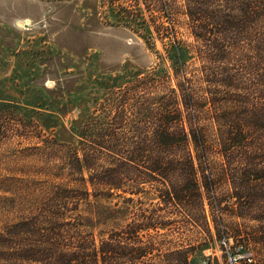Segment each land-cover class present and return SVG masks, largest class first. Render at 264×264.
<instances>
[{
    "label": "rangeland",
    "instance_id": "1",
    "mask_svg": "<svg viewBox=\"0 0 264 264\" xmlns=\"http://www.w3.org/2000/svg\"><path fill=\"white\" fill-rule=\"evenodd\" d=\"M191 32L182 0H0V231L39 220L42 207L51 208L67 190L117 188L121 198L132 200L104 201L115 222L93 234L82 232L96 246L98 230L114 236V245L122 233L129 250H115L106 263L181 264L187 257L189 264H264L256 247L246 250L228 234L230 226L251 231L255 224L237 218L231 205L233 173L224 171L218 131L229 113L230 123L239 121L240 112L259 109L264 115L256 34L240 39L235 51L227 48L222 69H230L207 90ZM176 42L190 58L183 72L173 73L167 50ZM208 66L210 73L217 67L211 61ZM224 77L230 87L216 83ZM187 97L194 106H184ZM167 100L169 122L181 118L188 135L201 137L202 150L188 147L200 198L188 186L184 206L161 203L158 191L173 186L150 179L144 158L122 166L96 153L91 170L67 167L83 158V146L100 141L94 123L106 133L105 141H141L147 133L150 140L165 121ZM241 117L249 121L250 113ZM251 135L255 146L264 139L262 128ZM128 191L137 194H123ZM58 226H46L49 238L59 235L64 251L77 253L83 237L70 239L64 221ZM232 255L237 263L230 262Z\"/></svg>",
    "mask_w": 264,
    "mask_h": 264
},
{
    "label": "trees",
    "instance_id": "2",
    "mask_svg": "<svg viewBox=\"0 0 264 264\" xmlns=\"http://www.w3.org/2000/svg\"><path fill=\"white\" fill-rule=\"evenodd\" d=\"M182 1L185 7V16L192 29V37L200 47V59L204 64L201 73L207 90L216 76H222L230 69H222L228 64L226 60L228 57L227 48L235 51L241 40L252 37L249 35L253 32L256 34V47L264 65V0ZM165 6H168L167 1H165ZM165 11L169 16L167 8ZM250 43L249 40L248 44L250 45ZM187 54V48L177 42L169 47L167 58L171 72L184 71L187 60L190 58ZM210 61L211 64L217 65L211 69V73L208 66ZM216 71L218 73H215ZM257 71L259 72V66ZM257 76L259 75L257 74ZM257 82L260 90L264 93V75L257 77ZM216 83L223 87H230L232 81L228 83L224 77L223 80L216 81ZM166 102L163 105L165 111L161 115L165 121L162 122V126L153 129L150 140L147 138L149 137L147 133V137L141 141H105L102 139V135L106 133L100 125L94 123L100 141L89 142L87 147L83 146V158L80 161L78 159L69 161L67 167H76L79 171H83L85 168L91 170L93 168L91 163L97 159L96 153L101 154V159L107 160L108 163H121L122 166H136L139 162V159L136 161V158H144L147 165L145 171H149L150 179L156 181L154 178L157 177L161 180V184H166L167 180H170L173 186L164 192L158 191L161 203L174 202L184 206L188 186H191L200 198L197 170L188 147L190 144H194L201 147L202 150L201 137L198 132L188 135L182 125L181 118L176 124L175 121L169 122V116L172 113L169 111V100ZM187 105L194 106L191 97H187L184 106ZM261 111L254 109L246 113L240 112L241 116L250 113L249 121L240 116L239 121L231 123L228 120L233 115L229 113L222 118L223 122L218 125V131L222 142L221 152L223 154L221 156L224 171L230 170L233 173L231 175V205L237 218L255 224L251 231L247 230L249 227L243 225L235 226L232 230L230 226L228 234L234 241L244 242L246 250L253 246L260 254L264 255V143H262L264 139H259L255 146L253 135H251L254 132L256 135L260 128L264 133V115ZM245 120L252 124L246 125ZM84 129H86L85 126ZM81 142L84 141H80V144ZM207 185H210L207 186L208 188H212L210 181ZM204 186L206 187L205 183ZM120 193L121 191L117 188H108L90 192L87 189H71L65 191L63 196L58 194L57 200L51 208L42 207L40 215L38 214L39 220L38 218L22 220L0 231V261L2 264H98L100 261L103 264H108L106 262L114 257L115 250L121 248L129 250L128 248H130L128 243L122 245V233L120 236L118 235L119 242L116 241V245H114V236L107 235L105 229L98 230L99 243L96 242V246L95 239L89 240L82 236V232L87 231L93 234V231L96 232L107 223L115 222L110 209L108 210L104 206V201L107 200L110 205L112 201L108 200L114 196L121 198ZM123 194L135 195L137 193L128 191ZM121 199L128 203L132 200L131 197L127 199L122 197ZM60 221L65 223V227L62 228L71 233L70 239H78L79 234L83 237V239H78L77 253L68 255L64 251L66 245L56 242V238H60L59 235L49 238L46 226H58ZM51 230L54 232L55 229ZM235 233L238 235H234ZM138 251L139 249L136 250V252ZM124 257H128V253H125ZM232 257L237 263V257L235 255ZM181 264H189L187 257ZM238 264H244V262L238 261Z\"/></svg>",
    "mask_w": 264,
    "mask_h": 264
},
{
    "label": "built area",
    "instance_id": "3",
    "mask_svg": "<svg viewBox=\"0 0 264 264\" xmlns=\"http://www.w3.org/2000/svg\"><path fill=\"white\" fill-rule=\"evenodd\" d=\"M235 259L232 257V258H230V262L232 263V262H234L235 263Z\"/></svg>",
    "mask_w": 264,
    "mask_h": 264
}]
</instances>
